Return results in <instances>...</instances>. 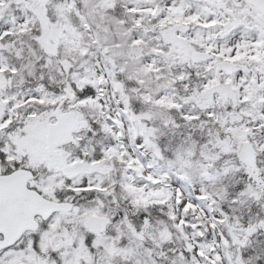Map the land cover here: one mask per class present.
Masks as SVG:
<instances>
[{
	"label": "snow or ice",
	"instance_id": "snow-or-ice-1",
	"mask_svg": "<svg viewBox=\"0 0 264 264\" xmlns=\"http://www.w3.org/2000/svg\"><path fill=\"white\" fill-rule=\"evenodd\" d=\"M0 264H264V0H0Z\"/></svg>",
	"mask_w": 264,
	"mask_h": 264
}]
</instances>
